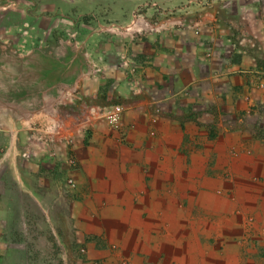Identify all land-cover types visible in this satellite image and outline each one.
<instances>
[{"label":"crops","instance_id":"crops-1","mask_svg":"<svg viewBox=\"0 0 264 264\" xmlns=\"http://www.w3.org/2000/svg\"><path fill=\"white\" fill-rule=\"evenodd\" d=\"M190 1L0 0V198L35 188V264L56 233L69 264H264V0Z\"/></svg>","mask_w":264,"mask_h":264},{"label":"rangeland","instance_id":"rangeland-1","mask_svg":"<svg viewBox=\"0 0 264 264\" xmlns=\"http://www.w3.org/2000/svg\"><path fill=\"white\" fill-rule=\"evenodd\" d=\"M140 6H138L136 9L139 11L144 10V8L150 7L152 10H154L153 14H156V12H159L162 10V6H167L168 8H173L174 5H186L187 8H193L194 2L190 0H167L169 2H164L166 0H136ZM144 2V3H143ZM210 0H204V3H209ZM164 3V4H163ZM167 5H166V4ZM154 16V15H153ZM74 22L76 23L78 20L81 21V17H73ZM159 25V24H157ZM74 34H70L69 38H73ZM68 38V37H66ZM64 39V38H63ZM116 51V50H115ZM127 53L129 54V50H122L121 54H114L116 56L117 62L119 66H124L129 73L131 71V66L126 60L129 56H127ZM8 188L4 189V195L8 199L4 200L0 198V244H3L5 249L8 250L5 258V261L10 262L12 264H35L37 261L35 259V250H30L28 247L33 248V240L28 239L27 241L24 240V238L21 239L20 242H13L12 238L14 233L17 231L19 232V227L15 226L13 223L16 221L17 214H21L22 218V224L24 226V231L26 230L28 233H33V216L34 214L37 215V211L34 208V200L35 198H38V194L35 192L34 187H29L31 189L30 194H26L23 189L17 188ZM0 196H3L0 194ZM34 198V199H31ZM57 236L54 238V242H51L54 249L57 250V254H62L61 252V246L62 241L60 240L59 234L56 233ZM29 238V237H28ZM12 248V249H11ZM22 251V252H21ZM19 252V255L17 254ZM40 253V251H39ZM74 259L75 260H82L83 258V251L81 250V247L75 244L74 248ZM51 254V251H50ZM48 253V255H39L38 256V263L37 264H55L51 261V255ZM57 255V264H69L67 262L66 256L63 255ZM24 255V256H23ZM70 255V253H69ZM72 259L69 256V260ZM2 260V258H0Z\"/></svg>","mask_w":264,"mask_h":264},{"label":"built area","instance_id":"built-area-1","mask_svg":"<svg viewBox=\"0 0 264 264\" xmlns=\"http://www.w3.org/2000/svg\"><path fill=\"white\" fill-rule=\"evenodd\" d=\"M102 116L109 126L113 129H118L121 125V115L123 112V106L120 103H113L105 105L101 109ZM72 161V159H70Z\"/></svg>","mask_w":264,"mask_h":264},{"label":"trees","instance_id":"trees-1","mask_svg":"<svg viewBox=\"0 0 264 264\" xmlns=\"http://www.w3.org/2000/svg\"><path fill=\"white\" fill-rule=\"evenodd\" d=\"M37 59L43 63L44 68H42V71L39 73V77L35 80V82H41L43 85H46L51 82V77H54V71L56 69H59L60 72L61 61H59L57 64L55 60L47 58L45 56H38ZM32 68H34V66H32Z\"/></svg>","mask_w":264,"mask_h":264}]
</instances>
